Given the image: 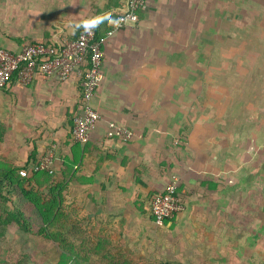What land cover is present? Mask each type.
I'll list each match as a JSON object with an SVG mask.
<instances>
[{
    "label": "crops",
    "instance_id": "crops-1",
    "mask_svg": "<svg viewBox=\"0 0 264 264\" xmlns=\"http://www.w3.org/2000/svg\"><path fill=\"white\" fill-rule=\"evenodd\" d=\"M125 1L0 0V48L74 40L90 19L105 29ZM256 31L264 32V0H146L138 24L104 38L92 99L101 119L88 141L71 139L81 99L76 75L64 82L37 76L27 85L14 75L0 89V159L31 170L50 157L58 182L73 178L76 209L102 228L99 238L127 236L136 220L138 235H146L143 211L174 177L183 211L164 226L175 242L186 238L190 249L215 250L233 264H264V154L258 169L254 143L248 152L219 151L217 125L204 119V106L190 103L202 98L192 90V71L202 69L191 50ZM166 84L182 87L173 92ZM109 124L132 137L115 135ZM105 238L96 240L103 249Z\"/></svg>",
    "mask_w": 264,
    "mask_h": 264
},
{
    "label": "rangeland",
    "instance_id": "rangeland-1",
    "mask_svg": "<svg viewBox=\"0 0 264 264\" xmlns=\"http://www.w3.org/2000/svg\"><path fill=\"white\" fill-rule=\"evenodd\" d=\"M191 54L193 63L201 65L202 69L192 71L193 76H197L192 90L196 94L201 93L202 98L192 99L190 103L193 107L204 106V119L217 125V139L213 141L216 148L224 152L235 149L242 153L248 152V147L254 143L259 169L263 166L259 164L263 161L260 156L264 154V32L209 41L204 45V51L194 48ZM181 87L175 84L169 88L166 84L165 89L174 92L180 91ZM22 167L0 159V264H60L62 255L71 256L72 251L87 254L88 264H233L235 261L233 258L225 259L223 255L226 254H217L215 250L210 254L199 253L197 247L192 250L186 238L175 242L170 227L155 225L147 207L143 211L148 220L146 235H138L140 228L136 220L125 228L127 236L123 234L120 239L118 234L106 233L104 238L110 246L93 251L96 240H104L97 237L102 231L98 233L97 230L102 228L91 225L76 209L72 187L68 188L73 178L59 182L54 175L48 178L51 188L63 184L66 193H61L59 209L53 208L48 213L29 201L19 186L5 181L1 184L2 174ZM34 178L25 182V189L38 193L42 198L56 193L49 192L41 177ZM174 181L178 186L174 177L169 183ZM12 214L19 215L18 222L10 217ZM214 216L216 214L212 213L208 220H215ZM9 218L8 223L3 222ZM167 221L165 225L169 223ZM211 224L213 227L216 225L215 221ZM227 236L231 237L232 233ZM114 238L125 241L114 243ZM101 243L105 247V242ZM82 246L89 250L81 251ZM178 246L179 251L176 250Z\"/></svg>",
    "mask_w": 264,
    "mask_h": 264
},
{
    "label": "built area",
    "instance_id": "built-area-1",
    "mask_svg": "<svg viewBox=\"0 0 264 264\" xmlns=\"http://www.w3.org/2000/svg\"><path fill=\"white\" fill-rule=\"evenodd\" d=\"M146 0H126L121 11L108 19L107 37L125 27L139 22V12L144 9ZM104 39H96V27L93 22L85 25L74 40L60 42H38L22 45L12 51L0 48V89H4L12 76L17 82L27 85L37 76L54 77L60 82L67 81L73 75L80 80L81 99L78 113L73 119L71 138L74 143L85 144L90 132L100 122L101 116L94 109L92 99L101 80ZM117 136L130 139L129 130L109 124ZM51 158L34 166L33 172L50 169ZM22 178L30 177V172L22 169L18 172ZM183 211V203L178 194L175 181L155 195L150 204V216L158 227Z\"/></svg>",
    "mask_w": 264,
    "mask_h": 264
},
{
    "label": "trees",
    "instance_id": "trees-1",
    "mask_svg": "<svg viewBox=\"0 0 264 264\" xmlns=\"http://www.w3.org/2000/svg\"><path fill=\"white\" fill-rule=\"evenodd\" d=\"M93 22V20H87L85 23L82 24V27H80L78 29V34L80 33V31L82 30V28L87 25L88 23ZM95 27H96V39L97 40H102L106 37L107 32L109 31V27L106 26L105 29L101 28L99 26V23L97 22V24L95 22H93ZM100 25H103V22L100 23ZM34 43V42H32ZM25 44H29V43H25ZM23 44V45H25ZM39 164V163H38ZM38 164H33V168L34 166H38ZM33 168L31 170H29L28 167L24 168H20L16 171L14 170H8L7 172H5L4 174H2V179H1V184H3V181L8 182L12 185H17L21 188L24 196L31 201L38 209L42 210H46L48 211V213H50L49 211H52L53 208H56V210L59 209V206L61 205L62 202V196L61 193L64 191L65 185L61 184L55 187H50L48 184V178L52 177L53 175L49 173V171H39V172H33ZM22 169H26L30 172V177L28 178H22L18 172ZM33 177H41L44 180L45 186L47 189H49V192L52 193L54 191H56V193L54 195L49 194L47 196V198H42L38 195V193H35L32 190H27L24 188V184L25 182L27 183L28 181H30V179H32ZM34 178V179H35ZM70 177H68L67 179H69ZM33 181H36L34 180ZM38 182V181H37ZM59 195V196H58ZM18 216L17 214H12L10 215V217H14L15 221L18 222ZM10 221V218L6 221H3L4 223H8ZM168 222V221H167ZM87 244V243H86ZM85 246L87 247L88 245ZM85 246H82V248L80 249L81 251H83L84 249H87ZM90 246V245H89ZM99 249H103V245L101 242H97L93 248V251H98ZM89 249L85 250L88 251ZM91 251V250H90ZM70 254H72L71 256L68 254H63L61 257V263L60 264H88V262L90 261L89 258H87V254L85 255H81V254H77L74 251H72ZM69 257V258H68ZM66 258V261H63ZM63 259V260H62Z\"/></svg>",
    "mask_w": 264,
    "mask_h": 264
}]
</instances>
